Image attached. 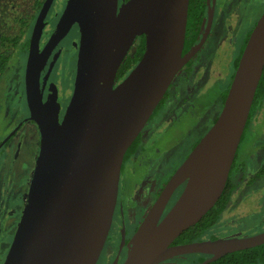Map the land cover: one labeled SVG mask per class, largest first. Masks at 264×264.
Segmentation results:
<instances>
[{"label":"water","instance_id":"obj_1","mask_svg":"<svg viewBox=\"0 0 264 264\" xmlns=\"http://www.w3.org/2000/svg\"><path fill=\"white\" fill-rule=\"evenodd\" d=\"M51 0H44L41 12ZM66 0L56 39L76 22L80 42L73 91L61 120L36 92L30 40L25 86L39 151L19 222L3 264H95L107 237L120 167L181 66L188 0ZM212 7L208 9V22ZM139 60L118 82L116 71L137 36ZM264 65V9L249 33L215 120L171 174L131 237L121 264H160L179 254H223L264 243V230L172 244L218 200L226 184ZM185 185L160 218L172 192ZM174 264V263H171Z\"/></svg>","mask_w":264,"mask_h":264},{"label":"flooded vegetation","instance_id":"obj_2","mask_svg":"<svg viewBox=\"0 0 264 264\" xmlns=\"http://www.w3.org/2000/svg\"><path fill=\"white\" fill-rule=\"evenodd\" d=\"M123 1L125 0H117L116 10H118ZM197 1H199L198 6L201 7L202 12L197 14L193 8V14L198 16L195 17L197 22L190 23L189 28L188 21L186 22L182 54L189 51L198 43H200V45L194 54L181 66L178 71L179 74L174 76L173 80L177 76V91L170 95L167 88L168 94L166 99L163 101L156 113L149 117L146 122V124L148 122H150V124L147 126L146 124L144 125L142 130L136 136L135 142L131 144V146H129L124 153L120 167L118 188L110 228L95 264H121L124 261L127 250L131 244L130 240L133 233L160 193L164 184L178 167H175L171 174L158 184L156 188L153 186H147V188H145V186H143L146 176L145 168L148 165L145 156L148 152L153 154L155 157L154 160H158L159 157L164 156V154H168L172 149L178 146L182 137L188 130H190L191 127L198 124L200 127L205 126L206 123L201 122V117L210 111L211 104L213 102H220V107H222L225 96L222 99L219 94H216L213 102L209 103L204 109L202 108L203 102L201 103L200 101H197L196 103L199 106L200 111H197L191 116V119L194 121L191 124L189 123L186 125V129L184 130L182 136H177L173 141H171L174 138V136H172L167 145L156 147V138L161 134L168 133L171 124L174 121L165 123V127H161V124L165 119L167 105L172 104V102H176L179 106L180 104L187 102L188 99L192 97L193 86H189V78L185 81L188 74H191L190 70L192 62H198L203 58L207 59L209 57L208 59H210V63H208L207 68L210 69L213 65V55H215V59L217 56L218 59L220 56H223L227 64L228 61H230L229 63H232L231 65L233 70L229 76V82L224 86L221 85L222 89L218 90L219 92L223 90H226L227 92L245 42L259 17L258 16L254 23H252L243 41L240 44L235 42V50L233 52L231 50L228 52L223 51L220 48V39L222 38L220 36L221 31L222 33L224 32L223 27L226 25L228 26V31L233 29L232 22L234 21V18H238L237 11L235 12V9L232 6L230 7L232 15H227L228 10L222 9V5L227 0ZM18 2L19 0H0L1 5L4 6L2 14L9 16L11 13H16L15 21L17 24V28L13 32L8 31L0 33V59H3L4 61V63L0 65V118L2 121L8 119L9 121H7L10 123L8 128H4L3 132L0 131V158H2L4 161L3 163H5V167L3 168H6L7 177L13 181V188L16 187L12 191H9L10 194L16 196L18 195L17 193L20 192L17 199L24 205L28 189L27 187L29 186V181L39 151L40 143L39 129L37 123L31 117V109L27 101L25 77L31 50L30 40L44 0H31L26 8H21L23 12L18 11ZM65 4L66 0H51L47 9L41 12L43 15V24L41 25L40 32H38L37 47L32 53V62L37 76L36 92L43 103L50 101L53 104H56L59 120H61L64 114L65 108L73 91L80 42V29L76 22L72 23L64 34L54 39L55 32L57 30V22L62 14ZM210 6L212 7V15L210 21L208 22V9ZM3 15L1 17L2 21ZM236 45H238L237 48ZM131 47L132 45L128 48L124 58L130 53ZM213 52L214 54L212 55ZM61 59L62 61L67 62V74L70 75L69 83L71 84V87H69L66 92L61 88L58 80V76L61 75V70L63 68V66L60 69L57 67ZM216 62H218V60H216ZM222 67L226 66L224 65ZM17 68L19 69L17 70L18 73L16 75ZM226 71L227 68L224 69L223 75ZM121 78L118 80L115 79V82L120 81ZM180 80H184L185 83L181 85ZM15 83H17L16 88L18 92H15L13 88ZM14 95L18 97L20 102L19 106L15 110L9 108V100L11 97H14ZM258 109L254 110L246 127H248V125L253 121V115ZM217 115L218 113L213 118H209V126L215 120ZM10 120H14L15 122L11 123ZM257 135L255 136L257 138L254 137L253 139L251 138L248 140V142L253 146V149L245 152L241 162L236 161L238 153H235L232 163L234 164V162H236L233 167H230L228 174L229 179L227 178L229 180L227 184H229V186L230 184L232 185V190L237 187L236 182L239 181L240 178H243V176L244 178L246 177L244 184L248 186L255 185L258 180H261L260 177L262 176L257 173L259 166L264 160V146L262 145L264 143V129L258 136ZM199 138H197L194 144L189 148L188 153ZM241 139L242 135L240 141ZM252 153L256 154V157H260V159L255 160L257 164H255L254 170L248 169L250 164L249 158ZM21 182L26 184V191H22V187H20L22 184ZM184 185L185 181L180 183L174 189L160 218L164 216V214L175 202ZM255 193H258L261 196L260 198L264 199V182ZM13 196L11 199H13ZM143 197L145 198L144 202H142ZM140 202L142 204H140ZM13 209L16 212V208ZM18 222L19 214L17 220L12 219L10 223L5 220V222L0 223V234L4 233L6 229L10 227L14 230L9 236L10 244ZM7 251L8 249L5 253H7ZM201 254H203L202 260L210 257V254ZM5 255L0 264H3ZM188 255L189 254H179L162 261L160 264H184L188 259Z\"/></svg>","mask_w":264,"mask_h":264},{"label":"rangeland","instance_id":"obj_3","mask_svg":"<svg viewBox=\"0 0 264 264\" xmlns=\"http://www.w3.org/2000/svg\"><path fill=\"white\" fill-rule=\"evenodd\" d=\"M31 0H19L18 2V11L23 12L21 8H26ZM219 5V4H218ZM237 11L238 18L232 22L233 29L228 31V26H224V32L221 31V39H220V48L223 51H234L235 50V42L239 44L243 41L248 32V29L254 23L258 16H260L261 12L264 8V0H227L223 5V10H228L227 15H232L230 11V7ZM4 6L0 3V33L2 32H13L17 28V24L15 21L16 13L10 14L9 16L3 15ZM3 15V21L1 19ZM237 44V43H236ZM238 45H236L237 48ZM214 52L212 53V55ZM211 55V56H212ZM213 55V65L210 69L207 68L210 59H201L198 62L193 61L191 64V70L188 74L189 78L188 84L189 86H193L192 89V97L188 99L187 102L177 105L176 102H172V104H168L166 108L165 119L161 124V127H165V123L173 121L171 127L166 134H161L156 138L155 145L156 147H162L169 143V140L174 136L171 140L173 141L177 136H182L184 130L186 129V125L191 124L194 120L191 119V116L195 114L197 111H200L199 106L197 105V101L201 103L209 101L212 95L216 94L218 90L222 89L221 85H226L229 82V76L232 73V63H226L223 56L215 59ZM211 57V58H212ZM203 60V61H202ZM218 60V62H216ZM67 62L59 61L57 67L58 69L62 68L61 75L58 76V80L61 88L66 92L71 84L69 83L70 75L67 74L68 67ZM226 67H222V66ZM227 68L226 73L223 75L224 69ZM16 69V75L17 70ZM176 74H179L176 73ZM177 76L174 80H172L171 85L168 87V92L172 95L177 87ZM184 80H180V84L185 83ZM195 85H194V84ZM17 83L14 84L13 88L15 92ZM9 108L15 110L20 102L16 95L11 97L9 100ZM220 102H213L211 104L210 111L201 117V122L206 123L205 126L200 127V125H196L190 128L186 132V134L180 140L178 146L172 149L168 154H164V156L159 157L158 160H154L155 157L151 152L145 156L147 159L148 165L145 168L146 176L144 179L145 188L147 186L154 187L160 184L164 179H166L172 172V170L177 167L183 159L186 157L189 148L194 144L197 138L202 136L209 127V118H213L217 113L220 112ZM21 106V105H20ZM8 120V119H7ZM6 119L2 121L0 118V131L3 132L4 128H8L10 123ZM11 123H14V120H10ZM150 122L146 124L149 125ZM146 129V127H145ZM264 129V102L255 114L253 115V121L246 127V130L243 131L242 139L237 147V162H241L242 158L246 151H251L253 146L248 142L251 138L253 139L257 134L259 135L261 131ZM257 135V136H258ZM257 138V137H255ZM254 153V152H253ZM249 158V168L250 170H254L255 164L257 162L255 160L260 159V157H256V154H253ZM152 154V155H151ZM2 158H0V223L6 221H10L12 219L17 220L18 214L19 219L21 215V209L23 204L18 200V195L13 196L10 194V190L13 188V181L7 177L5 163ZM252 175V173H251ZM248 176V175H247ZM261 180L255 183V185L248 186L245 185L246 177L240 178L237 183V187H235L231 194L229 201L227 202L224 210L221 212L219 218L209 229L202 231L199 234L198 240H206V239H214L223 236L230 235L232 233H240L241 235H251L257 232L264 230V199L260 198L261 196L258 193H255L258 188L261 187V184L264 182V176L260 177ZM22 183V182H21ZM20 187H22V191H26V184L23 182ZM28 188V187H27ZM259 197H258V195ZM13 196V199L11 197ZM11 199V200H10ZM145 201L143 197L142 202ZM9 204V205H8ZM140 204H142L140 202ZM16 208V212L13 208ZM12 227L6 229V231L0 234V262L6 254V250L10 245L9 236L13 233ZM6 256V255H5ZM264 264V263H258Z\"/></svg>","mask_w":264,"mask_h":264},{"label":"trees","instance_id":"obj_4","mask_svg":"<svg viewBox=\"0 0 264 264\" xmlns=\"http://www.w3.org/2000/svg\"><path fill=\"white\" fill-rule=\"evenodd\" d=\"M198 3L199 1L197 0H188V13H187L188 14L187 15L188 28H189L190 23L197 22L195 17H198V16L196 14H193V8L197 14L202 12L201 7L198 6ZM143 49H144V36L139 35L136 37L131 47L130 53L122 60L121 64L119 65L116 71V76H115L116 80L120 79L121 77L123 78L126 75V73L134 66V64L139 60L143 52ZM3 63H4L3 59L2 60L0 59V65H2ZM167 94L168 92L166 91L163 97L161 98V100L159 101V103L157 104V106L154 108L151 116H153V114L156 113V111L162 105L163 101L167 97ZM216 94H219L223 99V97L226 94V90H223L221 92L218 91ZM216 94L212 95L209 101L207 102H204L203 100V103H202L203 109L209 103L213 102V99L216 96ZM263 102H264V65L262 68L261 76L259 78L258 84L255 89V93L253 96V100H252V104L250 107L248 119L245 124V128L254 110L260 108ZM245 128H244V131H245ZM134 142H135V139L131 144H133ZM262 145L264 146V143ZM234 164L232 163L231 167H233ZM257 174L264 176V160L259 166ZM228 179L226 181V184L222 190L220 197L215 202V204L196 223H194L193 225L183 230L173 240L172 243L198 240L199 238L198 236L202 231L209 229L211 226H213V224L219 218L221 212L224 210L230 198L232 185L230 184L229 186V184H227V182L229 181ZM202 258H203V254L201 253H189L188 259L184 264H193L196 262H200L202 261ZM258 263H264V243L253 246V247H249L246 249L228 252L212 261L207 262L206 264H258Z\"/></svg>","mask_w":264,"mask_h":264}]
</instances>
